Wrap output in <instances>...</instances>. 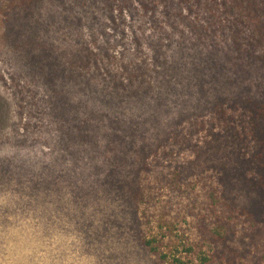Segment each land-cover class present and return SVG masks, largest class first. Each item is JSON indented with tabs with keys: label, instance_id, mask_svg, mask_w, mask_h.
<instances>
[{
	"label": "rangeland",
	"instance_id": "rangeland-1",
	"mask_svg": "<svg viewBox=\"0 0 264 264\" xmlns=\"http://www.w3.org/2000/svg\"><path fill=\"white\" fill-rule=\"evenodd\" d=\"M231 2L0 0V264H264L244 105L264 97V5ZM161 39L175 63L154 78ZM110 77L133 82L128 125L92 110Z\"/></svg>",
	"mask_w": 264,
	"mask_h": 264
},
{
	"label": "trees",
	"instance_id": "trees-1",
	"mask_svg": "<svg viewBox=\"0 0 264 264\" xmlns=\"http://www.w3.org/2000/svg\"><path fill=\"white\" fill-rule=\"evenodd\" d=\"M179 3V2H178ZM264 5V0H232L231 4L229 6L231 8H244L246 11L253 9L257 5ZM158 43V54L154 56V58H151L152 64L155 69L147 74H149L152 77H157L160 73H166V70H169L171 67H173L175 63V57L171 53L173 48V42L167 41L164 42L162 39L159 40ZM164 44H166L169 49L166 51L164 49ZM184 44V43H179ZM170 48L172 50L170 51ZM81 56V61L88 62L86 59H84L81 55H75L74 57ZM147 60H145L144 69H146ZM74 66L77 65V63L73 62ZM161 65H164V67H161ZM142 69V67H140ZM131 79L127 80V83H125L121 78H114L110 77L103 78V80H96L95 84L92 86V84H88L89 90L94 92L95 96H101V100H99L101 106L94 107L92 110L97 112L95 114H99L101 117L105 116V118L113 119V117H120L127 118L129 121L124 120L122 123L124 125H128L129 123L133 122V114L134 108L139 104V101L137 97H133L137 99L136 101L132 100V103L127 106V108L118 110L119 107H123L127 104H129V96L132 93H135V89H128L131 85ZM158 82H160L158 80ZM133 84V82H132ZM160 89H164L167 94H170V87L172 84H165L163 82L159 83ZM110 91L112 94L116 95L112 98H109L108 95H102L103 92ZM141 100V99H140ZM222 99H219V104L221 103ZM246 106V116H247V124L248 131L245 132L249 145L252 146V154L248 158V162H251L252 170L254 172V175L247 176L246 182L251 183V186L253 189L258 191L262 197V202H264V97L259 98H251L249 100H246V103L244 104ZM93 113V112H92ZM115 115V116H112ZM146 123H151V121H148ZM149 128V127H148ZM233 128V127H232ZM235 133L239 135L244 140H247L244 131H238L236 130ZM217 133L216 135H218ZM141 136H145L144 128L142 129ZM144 145V144H143ZM146 144L141 148L144 153H147L148 149L145 151ZM139 168V166H136ZM139 175V173H136V176ZM132 184L130 192L132 193L135 200L138 198L140 185H142L140 179H137V177H132ZM133 186V187H132ZM214 233V240L215 243H222L225 245V247L230 246L229 242H231L234 239V233L231 231L228 226L224 231L219 230H211ZM212 233V235H213ZM145 244L150 248V250L156 254H159L161 258H165L166 255L163 252L159 251V248L155 247L152 244L151 239H145ZM215 256L214 258H220L221 260L228 262L229 264H235L236 263V256L237 253L236 250H232V252L229 254L227 250L222 249L221 251L219 248H216L215 250Z\"/></svg>",
	"mask_w": 264,
	"mask_h": 264
}]
</instances>
